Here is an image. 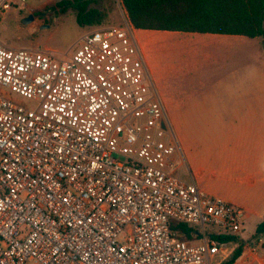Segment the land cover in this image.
Instances as JSON below:
<instances>
[{
  "label": "built area",
  "instance_id": "1",
  "mask_svg": "<svg viewBox=\"0 0 264 264\" xmlns=\"http://www.w3.org/2000/svg\"><path fill=\"white\" fill-rule=\"evenodd\" d=\"M134 29L128 17L86 30L65 58L0 41V264H221L241 242L232 264H264L241 237L246 209L177 174Z\"/></svg>",
  "mask_w": 264,
  "mask_h": 264
},
{
  "label": "crops",
  "instance_id": "2",
  "mask_svg": "<svg viewBox=\"0 0 264 264\" xmlns=\"http://www.w3.org/2000/svg\"><path fill=\"white\" fill-rule=\"evenodd\" d=\"M155 81L163 77L148 56L163 30L134 29ZM214 35V33H209ZM204 36V35H198ZM179 42L187 43V38ZM189 42V40H188ZM203 48L234 49L251 44L248 41L209 40ZM207 57L231 59V52H204ZM226 55V56H225ZM247 67V65H244ZM196 80L192 79L191 84ZM156 83V81H155ZM207 88L204 73L197 81ZM157 86V84H156ZM158 88V86H157ZM159 90V88H158ZM160 92V90H159ZM161 96L162 93L160 92ZM202 102L182 106L176 95L162 96L170 126L182 151L177 174L196 183L211 195L244 207L250 216L264 218V73L246 74L238 78L232 71L217 80L212 91H201ZM260 220V221H261ZM263 260V259H262ZM264 261V260H263Z\"/></svg>",
  "mask_w": 264,
  "mask_h": 264
},
{
  "label": "rangeland",
  "instance_id": "3",
  "mask_svg": "<svg viewBox=\"0 0 264 264\" xmlns=\"http://www.w3.org/2000/svg\"><path fill=\"white\" fill-rule=\"evenodd\" d=\"M60 0H27L24 6L12 7L0 12V41L6 46L26 48L32 51H51L59 58L69 56L77 46V40L86 31L105 25H124L128 16L121 0H94L90 6L104 10L108 17L100 26H80L76 20V11L72 8L62 11L56 3ZM32 14L33 20L24 22L23 19ZM159 34L157 43L148 50L151 61L157 65L156 84L165 96L166 92L174 93L182 106L201 103V91L213 90L217 87L218 78L225 72L232 71L238 78L244 73H264V37H248L236 34H214L201 32L168 31ZM204 35V36H198ZM187 38V43L179 42ZM189 40V42H188ZM209 40L248 41L251 44L234 49L210 47L203 48V43ZM213 53L231 52V59L207 57L205 51ZM147 54V52H145ZM226 56V55H225ZM147 58V55H146ZM148 61V60H147ZM247 65V67H244ZM207 73L209 85L201 89L198 79ZM194 79L195 83L190 81ZM1 89L8 95L23 100L20 96L6 87ZM164 98V97H163ZM260 214L245 215V227L241 233L242 239L258 247L260 257L264 260V234L254 237ZM235 244V248L236 243ZM228 249H231L229 246ZM232 252L229 254L230 258ZM227 258V259H228ZM227 259L219 258L221 264ZM257 264V263H256Z\"/></svg>",
  "mask_w": 264,
  "mask_h": 264
},
{
  "label": "trees",
  "instance_id": "4",
  "mask_svg": "<svg viewBox=\"0 0 264 264\" xmlns=\"http://www.w3.org/2000/svg\"><path fill=\"white\" fill-rule=\"evenodd\" d=\"M94 0H60L62 11L72 8L80 26H100L107 13L90 4ZM128 17L137 29L236 34L264 37V0H121ZM182 238L193 239L196 229L186 224H174ZM264 234V218L256 225L254 237ZM234 236H219L221 243L236 240ZM243 253V242L234 249L224 264L234 263Z\"/></svg>",
  "mask_w": 264,
  "mask_h": 264
},
{
  "label": "water",
  "instance_id": "5",
  "mask_svg": "<svg viewBox=\"0 0 264 264\" xmlns=\"http://www.w3.org/2000/svg\"><path fill=\"white\" fill-rule=\"evenodd\" d=\"M33 15L32 14H30V15H28L27 17H25L24 19H23V21L24 22H30V21H32L33 20ZM163 126H164V123H163Z\"/></svg>",
  "mask_w": 264,
  "mask_h": 264
}]
</instances>
